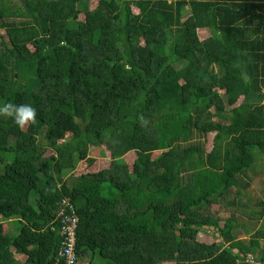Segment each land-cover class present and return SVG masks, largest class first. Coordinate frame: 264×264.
I'll return each mask as SVG.
<instances>
[{
    "label": "trees",
    "instance_id": "16d2710c",
    "mask_svg": "<svg viewBox=\"0 0 264 264\" xmlns=\"http://www.w3.org/2000/svg\"><path fill=\"white\" fill-rule=\"evenodd\" d=\"M4 104L37 116L0 115V264L57 263L62 200L75 264H264L205 209L264 157V0H0Z\"/></svg>",
    "mask_w": 264,
    "mask_h": 264
},
{
    "label": "rangeland",
    "instance_id": "374dc122",
    "mask_svg": "<svg viewBox=\"0 0 264 264\" xmlns=\"http://www.w3.org/2000/svg\"><path fill=\"white\" fill-rule=\"evenodd\" d=\"M94 3H91V6H93ZM196 141L203 142L202 139H199L197 136L195 137ZM209 140L211 137H208ZM205 142V141H204ZM207 142V141H206ZM194 143V142H193ZM210 146V143L207 142V147ZM89 156L95 157L97 160L94 170H100V168H106L109 164V158L108 153L105 151L104 157L102 156V152L98 150V148L90 147L89 148ZM126 160L129 164L132 163V160H134V155L130 154L129 158L126 157ZM83 167V163H78L76 167V171L80 170ZM96 170V171H97ZM248 177L250 179H244L241 181H244L245 184H247V187H245V190L242 188V201L241 204L243 205L241 210H231V208L225 206L226 202L221 201V209L223 212L219 211L217 209V206L214 204L213 206H206V213L212 214L214 216H218L222 219H227L231 213L234 211L236 217H237V224L238 228L234 230L233 234L237 240L242 241L244 244H248L250 239L253 238V235L258 231L264 229V215L263 216H250L248 215V212L250 211H261V206H257V201L259 203H264V157L261 158V160H256L255 164L251 167L250 172L248 173ZM231 200V198H229ZM226 210V211H225ZM225 211V212H224ZM220 225H222L220 223ZM9 231L12 235H15L17 233L14 232L15 228L17 229V225L15 223H8ZM207 231H210V234H202L205 237L209 236L212 238H217V242L220 243L222 240L218 237L219 234L216 230L212 231L210 229H207ZM204 236L201 237V240L204 239ZM210 238V241H213V239ZM206 239V238H205ZM260 242V248L254 251V255L248 256V259L251 260H260V258L264 254V239L259 238ZM21 258H19L20 260Z\"/></svg>",
    "mask_w": 264,
    "mask_h": 264
},
{
    "label": "built area",
    "instance_id": "2783aa9c",
    "mask_svg": "<svg viewBox=\"0 0 264 264\" xmlns=\"http://www.w3.org/2000/svg\"><path fill=\"white\" fill-rule=\"evenodd\" d=\"M59 206L56 216L60 220L63 242L57 253L56 264H75L77 261L75 244L78 218L74 214L73 206L67 200H62Z\"/></svg>",
    "mask_w": 264,
    "mask_h": 264
},
{
    "label": "clouds",
    "instance_id": "9594fccd",
    "mask_svg": "<svg viewBox=\"0 0 264 264\" xmlns=\"http://www.w3.org/2000/svg\"><path fill=\"white\" fill-rule=\"evenodd\" d=\"M0 115L13 117L17 125H24L27 122L35 120L37 111L30 104L19 106L14 104H4L0 106Z\"/></svg>",
    "mask_w": 264,
    "mask_h": 264
},
{
    "label": "water",
    "instance_id": "95a60500",
    "mask_svg": "<svg viewBox=\"0 0 264 264\" xmlns=\"http://www.w3.org/2000/svg\"><path fill=\"white\" fill-rule=\"evenodd\" d=\"M204 229H207V227H204ZM210 230L214 231L215 229L213 227H209ZM235 253H237V250H234Z\"/></svg>",
    "mask_w": 264,
    "mask_h": 264
}]
</instances>
